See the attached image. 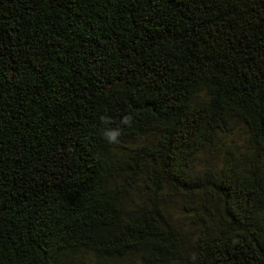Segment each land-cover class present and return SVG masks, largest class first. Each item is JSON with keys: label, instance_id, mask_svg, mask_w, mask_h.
Returning <instances> with one entry per match:
<instances>
[{"label": "trees", "instance_id": "trees-1", "mask_svg": "<svg viewBox=\"0 0 264 264\" xmlns=\"http://www.w3.org/2000/svg\"><path fill=\"white\" fill-rule=\"evenodd\" d=\"M0 264H264V0H0Z\"/></svg>", "mask_w": 264, "mask_h": 264}, {"label": "rangeland", "instance_id": "rangeland-1", "mask_svg": "<svg viewBox=\"0 0 264 264\" xmlns=\"http://www.w3.org/2000/svg\"><path fill=\"white\" fill-rule=\"evenodd\" d=\"M234 133L230 137L224 138L218 144V148L215 150L204 151L199 153L193 160V165L196 169L204 168L205 165L217 167L220 165L222 153L226 148H231L236 152H240L246 145V133L245 127L236 123L233 126ZM167 209L175 221L183 228L192 231L191 221L188 213H186L180 205L177 203V198H168Z\"/></svg>", "mask_w": 264, "mask_h": 264}, {"label": "clouds", "instance_id": "clouds-1", "mask_svg": "<svg viewBox=\"0 0 264 264\" xmlns=\"http://www.w3.org/2000/svg\"><path fill=\"white\" fill-rule=\"evenodd\" d=\"M101 120L102 122H105V123L111 122L110 117H101ZM133 122H134V116L131 113L125 114L124 116L121 117V120H120V124L126 127H132ZM120 135H121V129L119 127H116V128L109 127L105 129L103 133L104 138L110 144H118L120 142L119 141Z\"/></svg>", "mask_w": 264, "mask_h": 264}]
</instances>
